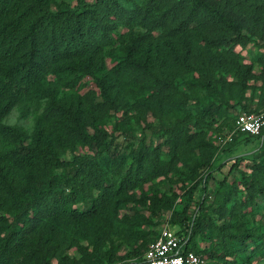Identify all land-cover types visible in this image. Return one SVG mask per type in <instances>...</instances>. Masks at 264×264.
Listing matches in <instances>:
<instances>
[{"label": "trees", "instance_id": "1", "mask_svg": "<svg viewBox=\"0 0 264 264\" xmlns=\"http://www.w3.org/2000/svg\"><path fill=\"white\" fill-rule=\"evenodd\" d=\"M22 1L14 7L0 0V12L5 10L0 17V51L13 52L25 46L20 58L0 70V82L7 70L12 71L7 85L14 89L8 93L0 86L5 96L0 98V205L11 217L7 224H0L5 229L0 238V264H12L16 257L19 264H50L56 256L64 264H109L114 257L103 247L112 241L115 230L99 223L96 217L107 202L113 209L118 205L126 186L123 180L104 177L121 176L120 170L109 174L101 167V157L111 149L103 126L106 117L110 112L121 113L122 134L129 136L130 120L146 118L150 113L157 121L160 135H166L170 154L169 160L163 163L160 150L148 146L142 135L130 156L131 162L124 165L123 176L125 180L129 178L128 184L137 181L139 176L152 179L169 172L184 149L192 152L202 149L207 155L202 136L190 133V126L199 129L208 117L213 118L220 112L221 106H241L237 115L264 109V54L255 56L260 71L254 75L253 64H244L240 56L231 52L233 46L249 42L264 48V0H186V17L176 27L180 31L168 36L164 43L148 41L145 44L135 34L125 36L119 32L121 18L134 15L133 9L125 8L121 0H75L74 6L56 5L52 0ZM136 8L148 9L138 5ZM198 15L207 28L188 29L187 25ZM42 27L46 28L44 39L39 40ZM107 39L111 42L109 55L116 61L108 69L102 60L98 61L102 54L96 55L100 40ZM46 56L52 61L51 73L64 75H59L56 82L48 79L44 71L48 67L43 59ZM82 74L94 81L99 100H95L96 95L85 99L61 90L59 80L71 84L75 75ZM228 76L235 80H228ZM252 78L261 82L259 106L255 109L242 101L247 81ZM202 91L204 94L200 95ZM226 91L234 92L235 104H229ZM24 100L35 107L44 105L43 112L35 114L30 133L2 121L15 101L26 105ZM146 127L153 129L154 123L146 122ZM239 133L244 141L261 138L264 125L257 135ZM76 144L92 149L94 154L73 153L65 157V149ZM208 157L195 162L193 168L198 170L202 165H209ZM253 158L252 171L242 178L250 199L264 192V154ZM208 175L211 176L210 172ZM81 176H102L101 179L93 177L98 181L94 185L99 195L87 201L83 208H73L70 200L76 196L74 183ZM209 176L188 187L177 207L173 202L167 205L172 209L171 223L179 228L176 232L184 235L183 249L203 257L204 252L195 250L189 243L207 224L208 208L202 197L207 195ZM86 185L90 186L88 182ZM198 186L201 196L194 204L193 193ZM236 190V186L229 184L217 188L218 212L230 220L215 227L214 253L219 255V250L223 256L238 251L245 254L248 250L251 255L264 253V236L242 230L241 226L238 232H231L239 218ZM110 199L111 202L107 201ZM181 227H187L183 234ZM75 233L94 246L98 260H92L85 248L80 249V258L60 255ZM149 241L146 236L142 238L136 248L145 250L136 261L127 264L143 260L152 242ZM215 254L209 256L207 264H235Z\"/></svg>", "mask_w": 264, "mask_h": 264}, {"label": "rangeland", "instance_id": "2", "mask_svg": "<svg viewBox=\"0 0 264 264\" xmlns=\"http://www.w3.org/2000/svg\"><path fill=\"white\" fill-rule=\"evenodd\" d=\"M7 4L18 7L22 4V0H5ZM55 4L74 6L75 0H52ZM88 2H95V0H86ZM121 0V4L128 10H132L134 15L128 14L121 18L119 26H117L120 33L127 36L132 33L139 36L143 41L152 43H164L168 40V36H172L180 31L176 29L177 24L181 19L186 17L187 1L186 0H160L159 3L150 4L152 0ZM158 1V0H154ZM220 1V0H217ZM134 2V3H131ZM157 4V5H156ZM136 5L143 7V10L148 7L147 11H141L136 8ZM156 5V6H152ZM11 9V7H10ZM173 12L170 14V12ZM5 10L0 12V17L3 16ZM192 23L187 25L188 29L194 27L207 28L206 23L201 16H196ZM202 21V22H200ZM198 22V23H197ZM45 27L39 29L38 39L43 40L45 34ZM128 33V34H127ZM260 42V41H259ZM109 39L100 40L101 47L97 50L96 55H101L98 61L103 62L108 69L116 63L109 55ZM230 49L229 46L225 47ZM25 49V46L18 47L16 51L3 52L0 51V70L20 58V53ZM45 52V50L43 51ZM231 52L241 57L244 64H253L252 72L254 75L259 74V66L255 61L257 54H264V48H259L252 42L246 45L237 44L232 47ZM48 67L44 68L47 72V78L53 79L56 82L60 73H51L50 64L52 63L49 56L43 57ZM53 70V69H52ZM7 70L6 75L2 77L0 86L8 93H13L14 89L7 84L12 77V71ZM64 76V75H63ZM228 80L233 79L227 77ZM66 80L58 81L61 90L69 95H80L87 98L91 95H96L95 100H99V91L92 78L86 74L75 75L74 81L69 84L63 83ZM261 82L255 78L247 81V87L243 94V103L250 109H255L259 106ZM186 93L192 92L185 90ZM0 91V98L3 99ZM203 91L200 95H203ZM228 96L229 104L236 103V97L233 91L225 92ZM5 97V96H4ZM88 99V98H87ZM20 100V99H16ZM25 101V100H24ZM26 102V101H25ZM242 107L235 106H221V110L213 115V118L208 117L202 127L199 129L190 126V133L202 136L204 144L207 145L208 154L202 149H196L194 152L184 149L180 159L175 166L167 173L154 176L152 179H145L148 176H139L137 181L128 184V179H124V165L131 162L130 156L142 137H145V143L150 147H156L160 150V160L165 162L169 160L170 149L166 141V135H160L158 131L157 121L148 113L146 118H132L128 129L129 136L123 135L120 127L122 120L121 113L110 112L104 121V131L107 133L108 142L110 143V151H106L101 157V167L109 174L120 170L121 176H104L108 178H117L123 180L124 195L120 199L118 205L113 209L107 202L103 206V212L99 214L97 221L114 228L112 234V241L107 242V246L103 247L104 251L114 257V260L109 264H127L136 261L139 253H143L145 249L139 250L136 247L142 243V238L147 237L149 243L163 230L165 227H170L174 231L178 230V226L171 223L172 209L167 208V205L173 202L174 206H178L186 189L199 183L202 177H207L208 172L211 176L207 179L208 192L204 195L207 204L206 225L201 227L197 233L193 235L190 240V246L195 250L204 252V258L209 260V256H214V248L217 244L215 238V227H220L228 224L230 217L222 215L218 212L216 203L217 188L220 185L229 184L236 186V195L239 202V209L237 211L239 218L236 225L232 228V233L238 232L239 226L242 230H250L257 236H264V192L256 195L250 199L245 186L242 185L243 176H247L252 171L256 155L264 154V135L261 138H252L250 141H244L243 136L236 130L234 126V118ZM44 105L35 107L32 103L24 105L20 101H15L9 112L3 118V123L12 126L16 125L24 128L28 133L32 132L35 120V114L42 113ZM137 115V114H133ZM146 122L154 123V128L146 127ZM158 132V133H157ZM133 134L134 137L131 136ZM90 154L93 155V150L81 146L74 145L73 148H66L64 151L65 157H70L72 154ZM209 156V165L205 164L195 170L194 164L199 160ZM96 173L98 174V170ZM93 177L101 179L102 176H81L78 181L74 183L76 187V199L73 201V208L84 207L86 202L95 199L99 195V190L95 187L96 181ZM86 182L90 184L87 187ZM98 183V181H97ZM103 184L105 182H102ZM201 192L198 186L193 193V203H197L200 199ZM111 202L110 200H107ZM192 207L189 211L191 213ZM210 218V219H209ZM11 221V217L6 213L0 205V224H7ZM232 221V220H231ZM187 230V227H181V233ZM5 229L0 227V238L4 236ZM179 235V234H178ZM180 236V235H179ZM184 237V235H181ZM264 241V238H263ZM148 243V244H149ZM85 248L89 252L92 260H98L95 255V248L89 244L80 233L72 235V239L68 240L66 247L60 253L61 256L80 258V249ZM219 258H223L235 264H264V253L251 255L250 250L247 253H240L239 251L234 255L223 256V252L219 250ZM215 256V257H216ZM223 256V257H221ZM248 256V257H246ZM217 258V257H216ZM11 264V263H10ZM12 264H19V257L12 260ZM50 264H64V260L60 261L59 256L53 257Z\"/></svg>", "mask_w": 264, "mask_h": 264}, {"label": "built area", "instance_id": "3", "mask_svg": "<svg viewBox=\"0 0 264 264\" xmlns=\"http://www.w3.org/2000/svg\"><path fill=\"white\" fill-rule=\"evenodd\" d=\"M264 125V109L258 112H240L235 120L236 130L252 135L260 133ZM184 237L170 227H165L152 241L143 260L132 264H207V260L194 251H185Z\"/></svg>", "mask_w": 264, "mask_h": 264}]
</instances>
